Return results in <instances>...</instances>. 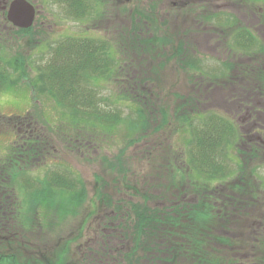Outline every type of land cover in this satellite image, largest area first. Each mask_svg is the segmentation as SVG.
Masks as SVG:
<instances>
[{
  "label": "trees",
  "instance_id": "1",
  "mask_svg": "<svg viewBox=\"0 0 264 264\" xmlns=\"http://www.w3.org/2000/svg\"><path fill=\"white\" fill-rule=\"evenodd\" d=\"M243 1L264 6V0ZM76 7V14L82 17L83 5ZM217 16L208 18L206 16V18L210 22H215ZM0 18L4 24L9 25L1 12ZM231 19L234 24L236 22L239 25L235 17L231 16ZM261 19L264 21V15ZM131 20H135L136 23L144 21L145 29L139 30L135 27L136 30L132 32V43L140 39L135 42L139 47L130 45L129 36L127 38L129 44L116 45L117 47L108 41L82 36H70L60 40L57 38L58 41L52 47H48L49 51L39 58L38 63L42 64L34 66V62H31L36 73L33 78L30 77V72L33 71L31 60L21 52H13L15 50L13 43H9L6 37L0 38V96L22 87L33 94V102L42 101L44 105L50 103L55 111L61 110L63 113L60 123L49 126L51 129H57L56 135L64 144L76 148L75 144L81 143L80 147L77 146L79 151L86 149L88 138L114 137L119 129L128 125L127 131L131 134L129 135L131 143L147 141L152 128L158 123L153 125V121L161 116L167 117L169 113L167 110L165 113L161 111V107L157 110L158 104L150 102L149 98L152 96L143 91L140 85V82H143H136L139 80L136 78L117 96L119 101L116 104L107 102L108 99L100 94L99 87L95 85L101 80L121 81L120 68L123 64L126 65L127 61V59L121 60L124 52L129 50L140 52L138 49L144 45L142 36L154 35L151 26L160 24L155 23L157 20L155 8L146 14L140 11L133 12ZM226 23L220 24L219 27ZM35 28L36 26L28 30H16L14 33L19 38L28 36L32 38V35L44 34L39 29L35 31ZM127 33L131 35L130 32ZM170 35L169 38L174 39L179 36L178 39L181 40L185 39L187 33L180 31L176 35L173 33ZM152 40L165 46L167 39L162 38V42L158 38ZM152 40L145 42L147 47L152 44ZM235 41L234 46L237 45L238 50L248 52L256 48L258 43L256 50L264 51L262 42L250 28L240 29ZM37 44L38 42L36 47L42 43ZM192 44L196 47L194 43ZM177 51L179 68L190 76L189 82H193L195 78L203 79L200 74L202 71L200 61L192 57L190 49L181 47ZM231 63H222L223 69L226 67L231 72L237 68ZM262 69L264 70V63L261 69L257 67L252 71L240 72L237 68L239 73L247 78L251 76V72L254 74L258 72L259 78L264 80ZM153 74L157 76L159 72L154 70ZM231 82L236 83L235 80ZM198 84L200 83L197 82L196 86ZM121 102L128 104L129 114L123 113L120 108ZM194 104L196 107V102L190 95L175 101V114L179 115L177 123L181 132L180 138L174 145L183 147L180 156L187 167L178 169L177 177L183 180H177L174 176L176 180H172L173 185L170 189L164 188V185L152 188L151 190L163 191L159 196L145 197L141 203L113 201L109 194H106L109 183L96 180L98 186L93 196L98 202V209H112L114 215L119 218L118 230L111 228L114 231L112 237L116 238L117 243L114 247L108 239L103 249L105 253L100 254L103 259L112 260L111 253L122 251L128 242L133 246L129 251L118 255L123 257V262L120 264H239L237 259L240 255L251 258L257 251H264V238L256 240L253 238L250 246L242 243L241 240L238 244L236 240L217 229V227L222 229L221 223L227 221L224 214L228 216L229 210L234 213L243 204L251 205L246 209L253 207L252 211L243 214L238 210V215L234 216L242 217L244 221L254 219L255 223L264 222V207L252 204L254 200L261 199V189L256 181L259 177L257 174L259 167L257 168L258 164L249 162L259 160L261 154L257 153V150L260 144H256L255 141L245 142L244 134L230 117L216 112L210 114L199 112L193 107ZM188 111L191 114H188ZM29 113L10 115L11 118L6 119L10 123L19 122L29 127L34 119L32 113ZM181 114L185 115L182 119ZM129 119L132 122H129ZM31 132L24 135L26 138L22 146H11L5 158L0 160V264H67L65 254H61L58 258L57 254L56 260H50L51 262L44 259V256L34 261L19 257L21 249L26 248L42 254L44 246L47 245L44 241L46 236L51 238L57 226L61 225L63 228L65 222L78 216L79 211L89 200V192L84 181L75 173L57 168L49 171L44 177H34L28 172L30 171L28 168L23 167L30 165L26 157L39 158L41 149L50 145L41 140V136L37 134L32 136ZM174 145L172 148H175ZM247 145L252 149L251 153L240 150ZM235 158L239 160L238 163L235 162ZM22 160L24 165L21 164ZM233 164L237 167V175L235 172L232 173V167L229 168ZM183 173L195 180L185 182ZM228 178L236 180L232 181ZM119 181L114 180V182ZM120 183H115L113 186L128 185L123 186L128 193H137L124 177ZM222 187L229 190L228 195L220 194ZM190 194L196 196V203L186 199ZM168 196L175 200H169ZM212 198L217 201L213 203ZM153 199L165 202V207L149 205ZM219 200L221 205H215ZM224 232L226 233L227 230L225 229ZM37 234L41 236L39 241L36 239ZM219 246L227 249L229 257L223 254Z\"/></svg>",
  "mask_w": 264,
  "mask_h": 264
},
{
  "label": "rangeland",
  "instance_id": "2",
  "mask_svg": "<svg viewBox=\"0 0 264 264\" xmlns=\"http://www.w3.org/2000/svg\"><path fill=\"white\" fill-rule=\"evenodd\" d=\"M32 1L43 13L39 22H46L43 27L46 34H35V36L32 35V38L30 36L19 38L14 33L17 29L4 24L0 18V38L4 39L6 37L9 43H13L12 45L15 48L13 52H21L31 60L30 64L34 62V66L42 64L38 63L39 58L49 51L48 47H52L58 41L57 38L60 40L70 36H82L104 39L115 43L114 45L122 46L124 43L129 44L127 41L129 36L131 37L130 45L133 44L139 47V44L135 43L138 41H134L135 44L132 43V32L136 30L135 27L141 30L142 28L145 29V26L144 21L136 23L135 20H131V15L136 11L146 14L152 11V8H155L157 14L155 23L160 24L151 26L154 32L152 36L158 38L161 42L162 38L168 40H166L165 46L161 43L152 42L149 47L145 44L147 40H143L144 45H141V48L138 49L140 52L133 53L132 50H129L130 52H124V55H122L121 60L125 61L127 59V61L126 65L124 64L120 68L121 81L106 82L101 80L95 84L99 87L100 94L108 99L107 102L116 104L119 101L117 96L130 86L136 78L139 79L136 82H143H140L143 91L152 96H149L150 102L158 104L157 110L161 107V111L165 113L167 110V113H169L167 117L161 116L153 121V125L156 122L158 123L152 128L147 141H133L131 143L129 136L131 134H128L127 131L128 125L119 129L114 137L88 138L85 144L86 149L79 151L77 146L81 143L75 144L77 145L76 148L64 144L56 135L57 129H51L49 126L50 124L58 125L60 123L63 113L61 110L55 111L50 103L44 105L42 101L40 103L33 102V94L22 87L0 96V160L5 158L11 146H22L23 140L26 138L24 135H28V132L32 131V136L37 134L41 136V140L50 145L44 147L43 150L41 149L39 158L26 157L30 165L23 167L28 168L30 170L28 172L32 173L31 175L34 177H44L49 171L57 168L71 171L84 181L89 192V200L86 206L79 211L78 216L65 222L63 228H61V225L57 226L51 238L46 236L44 241L47 245L44 246L42 254L26 248L21 249L19 257L34 261L44 256L47 261H55L57 254V258L61 254H65L67 264H116V260L118 261L117 264H120L123 262V257L118 255L129 251L133 245L128 242L122 251L111 253L110 258L112 260H105L101 257L100 254L105 253L103 249L108 239L112 244L117 243L116 238L112 237L114 234L112 229L118 230L117 220L119 218L114 215L112 209H98V202L93 196L95 188L98 186L96 180L100 179L105 183H109L110 186L107 187L106 194H109L113 201H132L136 203L143 202L145 197L159 196L163 191L162 189L151 190L159 185H164V188L170 189L173 185L172 180H176L173 178L174 176L177 180H183L177 177L178 169L187 167L180 156L183 147L174 145L180 138L179 134L181 132L179 123H177L179 115H177L178 113L175 114V101L190 95L196 102V107L195 104L193 107L199 112L209 114L216 112L230 116L240 125L245 137L253 135L256 139L264 142V80L259 78L258 72H255V74L251 72V76L247 78L237 70L239 68L240 72H243L244 70H255L257 67L261 69L262 63H264V51L256 50L258 43L256 48L248 52L238 50V46H234L236 35L243 27L255 31L264 46V21L261 19L264 15V6L254 3L248 4L243 0H183L180 3L177 2L178 0H106L108 5L104 9H111L112 14H106V19L101 18V20L104 19L101 21L102 23L94 22L99 24V26L96 25L97 28L93 26V23L87 22L85 27L79 30L76 28V24L71 21L60 23L62 17L59 16L62 13L56 10L54 4L49 5L46 0ZM174 2L177 6L174 5ZM210 13H217L221 19H223L222 14L226 15L225 20H221V24L227 22L222 26L223 28L219 27L220 20L211 21L210 25H205V27L199 25L198 22L206 21L204 19L205 14ZM185 16H187V19H185ZM231 16L239 21V25L232 22ZM36 30L38 29L35 28ZM152 31L150 32L152 33ZM180 31L187 33L185 39L179 40V36H175L177 38L174 39L169 38L170 33L176 35ZM86 32L88 34H85ZM127 32H130L131 35ZM142 37V39H146L148 36ZM255 39L257 40V38ZM37 42V45L40 42L42 44L36 47ZM183 43H185V46H183ZM181 47H188L193 58L200 61L202 70L200 74L203 79L195 81V78L193 82H189L190 76L179 68L180 60H178L177 49ZM228 62H232L231 64L235 67L237 66V68H234L237 70L236 72L233 71L234 69L229 72L226 67L223 69L222 63ZM34 66L32 65L33 71L30 72L31 78L36 76ZM154 70L158 71L159 75L155 76L153 74ZM261 72L264 75V70ZM232 77L236 82L235 84L231 82L233 80H230ZM150 80L152 81L149 82ZM197 82L200 84L196 86ZM120 104L123 113L125 115L129 114L128 104L124 102ZM29 112L32 113L34 118L33 124L29 127L19 122L10 123L6 119L11 118L10 115H26ZM188 114H191V112L188 111ZM184 116V114H181V119ZM129 122L132 121L129 119ZM251 140L246 138L245 142H251ZM173 145L175 148H172ZM240 150L251 153L252 149L247 145L243 146L242 149L240 148ZM257 151L261 154L259 160H250L249 162L258 164L257 168L259 167L257 172L259 177L256 178V181L261 189V199L254 200L251 203L260 205L263 208L264 144L259 146ZM236 159L235 162L238 163L239 160ZM21 164L24 165V160ZM114 165L119 169L117 167L113 168ZM230 167L233 168L232 173L235 172L237 175V167L234 164ZM122 177L128 181L129 185L133 186L134 191L137 193H128L127 189L123 187L128 185L113 186L115 183H120ZM183 177L185 182L195 180L190 176L188 177L186 173H183ZM114 180L120 181L114 182ZM228 180L234 181L236 179L228 178ZM220 192L223 196L229 194L226 187H222ZM168 199L175 200L170 196H168ZM186 199L190 200L191 203L197 201L196 196L193 194L187 195ZM153 200L149 205H158L160 208L165 207V202ZM215 201L217 200L212 198V202ZM220 201L216 202L215 205H221ZM240 206L238 210L243 214L251 212L253 209V207L246 209L251 205L243 204ZM238 210L234 213L229 210L227 212L228 216L224 214L227 221L221 224L227 230L226 233L223 228L217 227V229L236 240L238 244L241 240L242 243L250 246L253 243V238L255 240L258 238L263 239L264 222L255 223L254 219L244 221V218L234 216L238 215ZM260 212L262 214L263 210L261 209ZM116 234L118 233L116 232ZM28 236H25V238ZM39 237L41 236L37 234V238H34L39 241L41 239ZM219 247H221L219 249L223 254L229 257L227 249L222 246ZM263 252L257 251L254 257L251 258L240 255V258L237 257L240 260L236 259L239 264H264ZM261 258L262 261H260Z\"/></svg>",
  "mask_w": 264,
  "mask_h": 264
},
{
  "label": "flooded vegetation",
  "instance_id": "3",
  "mask_svg": "<svg viewBox=\"0 0 264 264\" xmlns=\"http://www.w3.org/2000/svg\"><path fill=\"white\" fill-rule=\"evenodd\" d=\"M14 0H0V12L3 14L7 13V10L10 7L11 2ZM29 2H31V0H27ZM48 2V4L50 5L51 3L54 4V7L56 8V10L59 13H62L59 17H62V22L60 23H64L66 21V23H68L69 21L73 22L76 24V28L77 29H82L85 27V24L87 23V21H92L89 22L90 24L93 23V26L96 27L99 26L98 23H94V22H101L104 19H106V14H112V10L111 9H104L105 7H107L108 2L106 0H46ZM68 1V2H67ZM177 2H183V0H178ZM35 9H36V21H35V25L37 29H39L40 31H42V33L45 34L44 32V26L46 24V22H39L40 16L42 13V11L40 9H38V6H36V4L32 1L31 2ZM76 5H83V16L79 17V14H76L75 10H76ZM176 5V3H175ZM62 6V7H61ZM52 7V6H51ZM61 7V8H59ZM40 10V11H39ZM72 12L73 14H70L69 12ZM208 18V14H205L204 19H206V21H202V22H198L200 26L205 27V25H210V21L207 20ZM101 18H104L103 20H101ZM102 23V22H101ZM101 26V24H100ZM97 28V27H96ZM89 32V31H88ZM88 32H86L85 34H88ZM48 35V33H47ZM49 35H51L49 33ZM72 37V36H71ZM77 37V36H76ZM196 53V52H195Z\"/></svg>",
  "mask_w": 264,
  "mask_h": 264
},
{
  "label": "water",
  "instance_id": "4",
  "mask_svg": "<svg viewBox=\"0 0 264 264\" xmlns=\"http://www.w3.org/2000/svg\"><path fill=\"white\" fill-rule=\"evenodd\" d=\"M36 18V9L26 0H14L11 2L7 20L17 29H29Z\"/></svg>",
  "mask_w": 264,
  "mask_h": 264
}]
</instances>
